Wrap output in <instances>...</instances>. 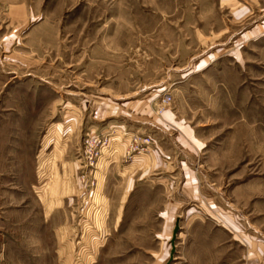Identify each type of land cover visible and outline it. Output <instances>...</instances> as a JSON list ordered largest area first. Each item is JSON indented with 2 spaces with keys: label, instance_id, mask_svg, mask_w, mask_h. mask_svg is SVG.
Masks as SVG:
<instances>
[{
  "label": "rangeland",
  "instance_id": "obj_1",
  "mask_svg": "<svg viewBox=\"0 0 264 264\" xmlns=\"http://www.w3.org/2000/svg\"><path fill=\"white\" fill-rule=\"evenodd\" d=\"M0 264H264V0H0Z\"/></svg>",
  "mask_w": 264,
  "mask_h": 264
},
{
  "label": "built area",
  "instance_id": "obj_2",
  "mask_svg": "<svg viewBox=\"0 0 264 264\" xmlns=\"http://www.w3.org/2000/svg\"><path fill=\"white\" fill-rule=\"evenodd\" d=\"M170 101H171V97L169 96V95H166V96H164V97H162L161 98V101H160V105L161 106H166V105H168L169 103H170ZM161 109L162 108H160L159 110L161 111ZM87 142V148H88V150H87V152H88V155L89 156H87L90 160H93L94 159V157H95V155L97 154V153H93V144L91 143V142H89V140L88 141H86ZM93 164V162H90L89 163V165H92Z\"/></svg>",
  "mask_w": 264,
  "mask_h": 264
},
{
  "label": "water",
  "instance_id": "obj_3",
  "mask_svg": "<svg viewBox=\"0 0 264 264\" xmlns=\"http://www.w3.org/2000/svg\"><path fill=\"white\" fill-rule=\"evenodd\" d=\"M176 232H177V227L175 228V231H174V235H176ZM173 235V240H172V251H171V255L174 253V249H173V247H174V236Z\"/></svg>",
  "mask_w": 264,
  "mask_h": 264
}]
</instances>
